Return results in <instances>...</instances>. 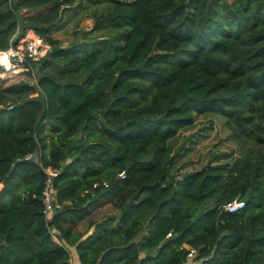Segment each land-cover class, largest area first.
<instances>
[{
  "label": "trees",
  "instance_id": "16d2710c",
  "mask_svg": "<svg viewBox=\"0 0 264 264\" xmlns=\"http://www.w3.org/2000/svg\"><path fill=\"white\" fill-rule=\"evenodd\" d=\"M76 1L0 0V49L28 29L51 44L35 76L0 75V264H72L68 245L80 264H264V0ZM82 1L102 11L65 44ZM71 44L83 79L48 68ZM215 118L232 147L180 170ZM39 162L58 168L49 218ZM109 199L117 213L74 228Z\"/></svg>",
  "mask_w": 264,
  "mask_h": 264
},
{
  "label": "rangeland",
  "instance_id": "374dc122",
  "mask_svg": "<svg viewBox=\"0 0 264 264\" xmlns=\"http://www.w3.org/2000/svg\"><path fill=\"white\" fill-rule=\"evenodd\" d=\"M76 2L79 3L80 1L78 0ZM81 5H84L83 9H80L79 6H77L76 8L72 6L70 7V9H67L63 14L64 19L71 20L67 28L63 29L62 32L59 33L61 41L65 44L69 43L70 40L72 39V31L75 28H77V30L79 31L83 29L87 31L92 29L94 26V14L95 13L97 14L100 11H102V9L95 8L93 6L85 7V2L83 1L81 2ZM113 34H114V31H103V30L98 31L97 30V32L94 34H91L87 38V40H91L90 42L95 46V48H99V52H103L104 50L107 49L105 45H110L112 49L115 48L113 44L114 42L112 39ZM78 41L79 39L75 40V42H78ZM75 48L76 47L74 46V44H71L68 48L70 49L69 54L65 55L62 58H57V60L53 62L52 66L48 67L49 70L57 73L60 78H64L63 80H69L71 77L81 76V75L75 76L73 74L74 72V70L72 71L73 66L68 62L70 61L71 56H73L72 53H74L73 50ZM49 52L50 50L47 51V53ZM106 56L107 55L104 54L102 55V58H105ZM35 68L36 70H38L37 65L35 66ZM56 68L66 70L67 72H62V74H60L56 71ZM4 74L5 73H3L2 70H0V75H4ZM83 75L84 76L80 77L79 79H83L84 77H86L87 73H84ZM204 119L205 118H203V120ZM214 120L216 122V127L210 130L205 137H198L199 140L198 142L194 144V148L191 151H189L188 154L184 157L180 170L185 171V170H190L191 168H194V167H198L208 158V154L210 150L216 146L226 148V149H230L232 147L231 140L229 139L226 130L220 126L221 123L217 118H215ZM201 122L203 121H197V124ZM189 128L181 129V132L175 138L171 139L172 141L171 143L172 144L178 143L183 137L182 135L185 132H187ZM1 185L2 183H0V187ZM108 201H109L108 203L104 202V205L102 204V206L94 207L92 211L87 215V218H95V217L98 218V217L105 215L106 213H113L112 212L113 210L111 209H114L116 207L112 205V202L110 199ZM71 259L74 260V257L72 256ZM195 263L196 261H193V264Z\"/></svg>",
  "mask_w": 264,
  "mask_h": 264
},
{
  "label": "built area",
  "instance_id": "2783aa9c",
  "mask_svg": "<svg viewBox=\"0 0 264 264\" xmlns=\"http://www.w3.org/2000/svg\"><path fill=\"white\" fill-rule=\"evenodd\" d=\"M19 30L10 39V44L5 49H0V70L3 73H14L22 70H30L34 74L33 61L40 59L43 55L51 49V44L42 35L37 34L33 29H28L23 35L19 36ZM34 83L37 84L36 77ZM31 154L26 155V157ZM42 169L46 173L44 186L41 192V200L43 202V212L46 218L51 216L54 207L59 206L56 187L53 185L52 178L58 173V168L51 165H44L39 162ZM123 175V170L119 172ZM107 185V180L102 181ZM98 181L93 182V186H96ZM244 204V200L240 196L234 197L225 203L224 207L230 211L236 210ZM171 234V230L167 232V235ZM52 235L56 237V234L52 232ZM59 240L58 238H56ZM60 241V240H59ZM188 247L187 261L192 260V257L197 251V248L193 245L186 244Z\"/></svg>",
  "mask_w": 264,
  "mask_h": 264
},
{
  "label": "crops",
  "instance_id": "0c3cea01",
  "mask_svg": "<svg viewBox=\"0 0 264 264\" xmlns=\"http://www.w3.org/2000/svg\"><path fill=\"white\" fill-rule=\"evenodd\" d=\"M116 208L111 209V210H113L112 211L113 213L118 212V208L117 209ZM98 218H100V217H98ZM98 218L95 217V218H90L89 219V218H87V216H84V218L80 219L77 223L74 224V228H80L82 230H87L86 232H89L92 229V227H93V225H89V222L91 220L98 219ZM55 238H57V237H55ZM68 247L70 248L71 258H72V256L74 257V260H72L70 258L72 264H80V262L78 260V255H77L75 246L74 245H68Z\"/></svg>",
  "mask_w": 264,
  "mask_h": 264
},
{
  "label": "clouds",
  "instance_id": "9594fccd",
  "mask_svg": "<svg viewBox=\"0 0 264 264\" xmlns=\"http://www.w3.org/2000/svg\"><path fill=\"white\" fill-rule=\"evenodd\" d=\"M6 74V73H5ZM54 237V236H53ZM57 237V236H56ZM58 238V237H57ZM54 239H56V238H54ZM59 239V238H58ZM57 240V239H56ZM59 241V240H58ZM61 242V241H60Z\"/></svg>",
  "mask_w": 264,
  "mask_h": 264
},
{
  "label": "water",
  "instance_id": "95a60500",
  "mask_svg": "<svg viewBox=\"0 0 264 264\" xmlns=\"http://www.w3.org/2000/svg\"><path fill=\"white\" fill-rule=\"evenodd\" d=\"M80 134H81V131H79L78 135H80ZM78 135H77V136H78Z\"/></svg>",
  "mask_w": 264,
  "mask_h": 264
}]
</instances>
